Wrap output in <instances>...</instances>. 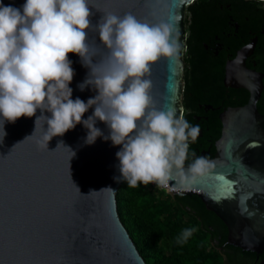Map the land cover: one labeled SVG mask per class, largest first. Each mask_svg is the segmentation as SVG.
Listing matches in <instances>:
<instances>
[{
    "label": "water",
    "instance_id": "1",
    "mask_svg": "<svg viewBox=\"0 0 264 264\" xmlns=\"http://www.w3.org/2000/svg\"><path fill=\"white\" fill-rule=\"evenodd\" d=\"M193 1L0 0V264H146L117 211L135 176L197 194L229 244L263 250V73L246 64L257 36L224 64L246 103L220 114L212 158L187 161Z\"/></svg>",
    "mask_w": 264,
    "mask_h": 264
},
{
    "label": "trees",
    "instance_id": "2",
    "mask_svg": "<svg viewBox=\"0 0 264 264\" xmlns=\"http://www.w3.org/2000/svg\"><path fill=\"white\" fill-rule=\"evenodd\" d=\"M225 4H231L232 9H227ZM232 13L238 29L227 23ZM184 21L187 48L182 103L187 113L179 124V134L191 138L194 131L189 127V111L198 101L221 103L227 54L235 55L252 36H257L254 68L264 73V1L195 0L186 6ZM215 36L219 37L217 41ZM210 41L212 44L216 41L224 48L217 57L209 55L204 48V42ZM248 65L252 66L249 62ZM239 90L241 101L230 98L225 105L247 101L248 92ZM257 108L264 113V89ZM220 127L216 119L210 130L204 131V136L189 146H182L187 160H193L192 154L207 148L208 136L214 141L220 135ZM116 202L118 215L146 264H234L237 261L245 264L256 256L255 252L227 242V226L195 193L170 194L158 185L146 182L142 176H135L120 185Z\"/></svg>",
    "mask_w": 264,
    "mask_h": 264
},
{
    "label": "flooded vegetation",
    "instance_id": "3",
    "mask_svg": "<svg viewBox=\"0 0 264 264\" xmlns=\"http://www.w3.org/2000/svg\"><path fill=\"white\" fill-rule=\"evenodd\" d=\"M225 5H226L227 9H229V10L232 9L231 4H225ZM220 7H221V9H223L224 6L221 5ZM227 23L229 25H234L235 29H238V26L239 25H238V22L234 20L233 13L229 15L228 20H227ZM252 37H254V36H252ZM215 38H216V41H217V39L219 37L218 36H215ZM216 41L213 44H212V41H210V42H204V48L208 51V54L211 55V56H215V57H217L219 55L220 51L222 49H224L222 45L218 46V43ZM255 48H256V44H255L254 49ZM233 56H235V55H231L230 53H228L226 60L228 58H232ZM253 56H254V51L246 59V64L248 65V62L251 63L252 66H249V65L248 66L249 67H252V68H254V66L256 65V62L254 61ZM184 67H185V64H184ZM184 75H185V73L183 72V82H184V88H185ZM263 80H264V73H263L262 81ZM263 85H264V83H263ZM223 86H224V92L222 94V97L220 98L221 103H219L218 105H214L211 102H201V101H198V102H196V106L195 107L193 106V108H191V111H189V112H191V123H190L189 127L192 128L193 131H194L193 132V135L191 136V138L194 135L196 136L193 141H195L197 138H200V137L204 136L205 135L204 131L205 132L206 131H209L210 130V125L213 122H215L216 119L220 122V125H221V121H220V117L219 116H220V114L224 110H226V109H228L230 107H237V106L243 105V103H241V104H237L236 103V104H232V105H230V104L229 105H225V102L227 100L229 101L230 98L232 99V101H241L242 96L239 93V91H240L239 89L240 88H233V87L225 86L224 85V81H223ZM184 88H183L182 99H181V104L183 106V113H182V118H181L180 123L183 122V120H184L183 117H184L185 113H187L186 110H185V107H184V105L182 103L183 100H184ZM263 89H264V87H263ZM214 117H216V119ZM178 131H179V129H178ZM220 134H221V127H220ZM219 137H220V135L214 141H211V138L208 136V138H209L208 139L209 140L208 147L207 148H202L199 151H196L194 154H192L193 160H187V161L200 160V159H202L203 156L205 158H212L214 156V153H215V141ZM212 148H214V151H212ZM186 159H187V157H186ZM255 253H256V256L254 257V259H252V260H250L248 262H245V264H264V248H263V250L261 252H255ZM234 264H244V263L243 262L241 263V262H238L237 261Z\"/></svg>",
    "mask_w": 264,
    "mask_h": 264
},
{
    "label": "built area",
    "instance_id": "4",
    "mask_svg": "<svg viewBox=\"0 0 264 264\" xmlns=\"http://www.w3.org/2000/svg\"><path fill=\"white\" fill-rule=\"evenodd\" d=\"M159 183H161V185H164V184H167L166 182H164V181H158ZM161 188H163V189H165L166 191H168L169 190V188H166V187H161Z\"/></svg>",
    "mask_w": 264,
    "mask_h": 264
},
{
    "label": "rangeland",
    "instance_id": "5",
    "mask_svg": "<svg viewBox=\"0 0 264 264\" xmlns=\"http://www.w3.org/2000/svg\"><path fill=\"white\" fill-rule=\"evenodd\" d=\"M165 182V181H164ZM152 185H158L159 187H161L160 185H161V183H159V182H154V183H151Z\"/></svg>",
    "mask_w": 264,
    "mask_h": 264
},
{
    "label": "bare ground",
    "instance_id": "6",
    "mask_svg": "<svg viewBox=\"0 0 264 264\" xmlns=\"http://www.w3.org/2000/svg\"><path fill=\"white\" fill-rule=\"evenodd\" d=\"M165 181V180H164ZM166 182V181H165ZM167 183V182H166Z\"/></svg>",
    "mask_w": 264,
    "mask_h": 264
}]
</instances>
